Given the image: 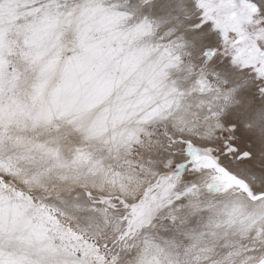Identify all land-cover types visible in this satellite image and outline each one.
Segmentation results:
<instances>
[{
	"label": "snow or ice",
	"instance_id": "obj_1",
	"mask_svg": "<svg viewBox=\"0 0 264 264\" xmlns=\"http://www.w3.org/2000/svg\"><path fill=\"white\" fill-rule=\"evenodd\" d=\"M0 264H264V0H0Z\"/></svg>",
	"mask_w": 264,
	"mask_h": 264
}]
</instances>
